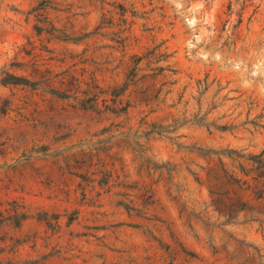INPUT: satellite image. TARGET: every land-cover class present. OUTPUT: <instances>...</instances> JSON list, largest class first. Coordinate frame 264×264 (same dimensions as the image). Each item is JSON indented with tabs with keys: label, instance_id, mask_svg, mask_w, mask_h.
Returning <instances> with one entry per match:
<instances>
[{
	"label": "rangeland",
	"instance_id": "374dc122",
	"mask_svg": "<svg viewBox=\"0 0 264 264\" xmlns=\"http://www.w3.org/2000/svg\"><path fill=\"white\" fill-rule=\"evenodd\" d=\"M0 264H264V0H0Z\"/></svg>",
	"mask_w": 264,
	"mask_h": 264
}]
</instances>
